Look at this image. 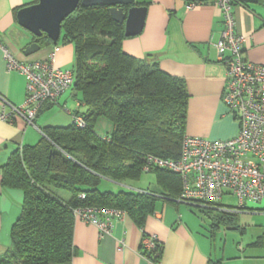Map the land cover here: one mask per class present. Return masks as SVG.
Listing matches in <instances>:
<instances>
[{"label": "trees", "instance_id": "16d2710c", "mask_svg": "<svg viewBox=\"0 0 264 264\" xmlns=\"http://www.w3.org/2000/svg\"><path fill=\"white\" fill-rule=\"evenodd\" d=\"M124 38L123 25L112 20L104 5H78L62 21L59 40L74 49L70 88L80 92L84 106L69 125L41 128L36 143L14 149L1 167L2 184L21 189L23 202L0 264L70 260L76 207L124 211L143 228L159 198L178 199V173L155 163L148 171L143 167L149 156L179 157L188 111L185 82L163 71L155 55L135 58L124 53ZM35 39L40 46L50 41L45 34ZM100 120L109 124L103 133L97 130ZM143 172L154 175V188L99 189L102 178L135 181ZM186 203L234 213L222 209L219 201L210 206L198 200ZM156 248L158 261L162 243ZM140 252L151 255L141 243Z\"/></svg>", "mask_w": 264, "mask_h": 264}, {"label": "crops", "instance_id": "0c3cea01", "mask_svg": "<svg viewBox=\"0 0 264 264\" xmlns=\"http://www.w3.org/2000/svg\"><path fill=\"white\" fill-rule=\"evenodd\" d=\"M188 1L134 0L135 5L146 8L143 27L139 33L125 36L121 47L135 58L155 55L163 71L184 80L189 94L185 134L209 140L228 139L237 134L239 122L221 97L225 65L218 58L215 44L223 28V15L211 2L188 7ZM34 2L0 0V97L16 106L25 100V77L18 70L6 67L3 48L17 61L26 62L48 60L54 47L49 41L29 55L22 52L36 37L17 23L16 12ZM231 14L235 31L244 36L243 56L264 65V0L232 4ZM55 45L59 50L54 52L53 65L71 69L72 44L58 39ZM81 97L80 92L69 88L54 103L45 104L33 124L19 116H9L11 120L0 118V254L10 246L11 227L20 215L23 202L21 189L2 184L1 167L14 149L36 143L41 128L69 125L74 112L84 106ZM8 110L0 101V114ZM108 129L109 124L100 120L97 130L103 133ZM138 184L141 185L126 189H152L143 182ZM249 204L253 205L249 207ZM247 206L264 213V200L249 202ZM190 211L186 202L159 198L143 228L123 212L112 217L111 235L102 236L96 226L76 218L72 234L74 254L68 261L50 264H151L140 252L143 233L156 236L162 243L161 264H264V252L259 251L264 248L263 243H251L245 248L239 244L228 246L225 242L219 246L215 231L204 230V223Z\"/></svg>", "mask_w": 264, "mask_h": 264}, {"label": "built area", "instance_id": "2783aa9c", "mask_svg": "<svg viewBox=\"0 0 264 264\" xmlns=\"http://www.w3.org/2000/svg\"><path fill=\"white\" fill-rule=\"evenodd\" d=\"M211 2L220 8L223 28L215 46L219 60L225 65V83L222 101L239 122L236 135L223 140H209L184 134L177 159L147 158L143 170L151 164L176 172L181 178V193L178 201L198 200L203 206L220 201L224 193L237 200V206H223L225 211L249 209L247 203L264 200V65L249 61L243 56L244 36L234 29L231 6L245 0H190L188 7L202 2ZM54 45L49 59L45 61H17L6 48L3 56L6 67L18 70L25 77V100L21 105L9 104L0 97L1 103L9 107L0 118L11 120L13 116L33 124L37 112L57 98L74 83L73 72L53 65ZM11 116V117H9ZM73 121L83 125L80 116ZM124 211L95 206L76 207L75 218L93 224L98 234L111 235L112 217ZM143 249L151 255L141 253L151 264H161L157 258L156 236L146 235L140 241Z\"/></svg>", "mask_w": 264, "mask_h": 264}, {"label": "water", "instance_id": "95a60500", "mask_svg": "<svg viewBox=\"0 0 264 264\" xmlns=\"http://www.w3.org/2000/svg\"><path fill=\"white\" fill-rule=\"evenodd\" d=\"M78 5L90 7L104 5L116 23L122 24L125 36H131L142 30L145 19V6L135 5L134 0H36L19 8L16 12L17 23L33 36L45 34L52 44H56L61 33L62 21ZM40 48L34 41L25 46L24 55H29Z\"/></svg>", "mask_w": 264, "mask_h": 264}, {"label": "rangeland", "instance_id": "374dc122", "mask_svg": "<svg viewBox=\"0 0 264 264\" xmlns=\"http://www.w3.org/2000/svg\"><path fill=\"white\" fill-rule=\"evenodd\" d=\"M143 182L144 185L154 188L155 180L154 175L151 172H143L138 180L135 181H111L107 178H102L99 184L101 190L116 191L119 188L125 189L133 187L134 184ZM64 192V191H63ZM68 193H64V196H68ZM219 204L222 206H237V201L234 196L230 194H223ZM249 204L248 206L250 207ZM210 210L201 207H190L197 220L202 221V228L204 230L215 231L217 235L216 241L221 246L224 242L228 246L231 244L245 248L248 244L263 243L264 246V213L262 211L242 209L232 210L233 214H223L217 207L212 206ZM262 245V244H261ZM260 252H264V248L259 249Z\"/></svg>", "mask_w": 264, "mask_h": 264}]
</instances>
